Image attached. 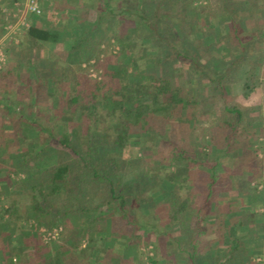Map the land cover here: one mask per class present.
<instances>
[{"label":"rangeland","instance_id":"rangeland-1","mask_svg":"<svg viewBox=\"0 0 264 264\" xmlns=\"http://www.w3.org/2000/svg\"><path fill=\"white\" fill-rule=\"evenodd\" d=\"M221 1L164 2L162 16L168 23L167 31L179 32L186 46L184 51L194 54L200 65L197 69L184 68L169 61L159 67V72L187 87V106L176 108L168 120L158 119L154 129L149 127L142 132L147 143H141L138 136H134L130 148L113 145L106 150L122 158L118 172L125 182L131 220L134 214L143 216L147 212V216L158 222L154 232L158 237L149 233L147 227L125 223L127 219L119 211L107 214L105 219H94L79 210L82 203L92 207L106 202L103 193L93 194L90 187H86L87 194L76 198L62 217L63 221L55 224L43 219L35 226V213L17 207L10 213L1 209L0 264L38 263L42 256L49 255L56 264H152V259L156 260L155 264H211L215 253L222 254L221 249L227 245L225 239L231 236L241 241L236 250L238 258L264 264V0H226L242 21L243 29L237 32L241 42L231 30L228 12L210 11L212 7L220 8ZM87 2L51 0L40 14L28 13L26 18L28 20L29 14H44L58 24L57 34L51 40L66 48L73 42L78 28H86L96 16L95 9ZM12 20L0 27L3 58L0 70L13 71L7 75V83L15 87L11 105L2 109L0 149L17 137L28 147L32 141L28 136L29 124L12 129L17 110L28 114L27 99L33 100L35 88V80L27 77V69L19 64L18 35L22 32L11 31L6 35V25ZM112 28L108 32L110 49L112 54H117L121 45ZM122 32L125 40H129L141 32V25L125 23ZM147 48V52H155L152 47ZM93 61V58L89 60ZM58 63L61 65L64 61ZM85 65L87 63L83 62L82 66ZM102 70L91 65L86 73L98 79ZM212 76L218 77L213 79ZM18 85H26L29 95L20 93ZM64 94L66 98L71 95L70 91ZM225 106L241 110L238 129L229 135L221 120ZM62 118L71 124L68 116ZM112 124L118 129L115 121ZM194 145L203 162L185 165L186 161L177 158L175 146L187 149ZM7 147L6 153H0V161L12 167L20 159V151L16 146ZM51 152L47 164L59 160V151ZM188 172L198 187L191 197V202L198 205L195 213L199 220V229L193 234L182 230L177 221H165L167 211L162 206L163 185ZM18 176L22 178L25 173L19 172ZM21 188L22 185L17 186L14 194H19ZM3 198L0 194V208H7L8 203L1 202ZM249 208L259 222L260 229L254 232H250L249 220L245 219ZM235 219L239 224L234 226ZM188 222L193 221L189 218ZM31 240L36 244L32 245ZM118 257L126 260L116 262Z\"/></svg>","mask_w":264,"mask_h":264},{"label":"trees","instance_id":"trees-1","mask_svg":"<svg viewBox=\"0 0 264 264\" xmlns=\"http://www.w3.org/2000/svg\"><path fill=\"white\" fill-rule=\"evenodd\" d=\"M50 1H40L42 11ZM86 1L95 9L96 16L89 26L78 28L70 46L65 48L60 43L52 42L58 24L44 14H29V27L18 35L19 64L27 69V77L35 80V88L33 100L26 98L28 114L17 110L12 129L29 124L31 133L28 132V136L32 141L28 147L19 137L7 141L4 136L7 146L18 147L20 159L12 167L0 161V194L4 196L1 202L8 203L7 208L1 206L0 210L10 213L17 207L37 215L35 226L43 219L55 224L63 221L62 217L70 205H74L81 194H87L86 187H90L93 194L103 193L106 202H98L92 207L82 203L79 210L94 219H105L107 214L119 211L126 217L125 223L147 227L149 233L154 234L158 222L147 216V212L143 216L134 214L131 220L125 182L118 172L122 158L112 156L106 150L113 145L130 148L134 136H138L141 143H147L148 139L142 132L149 127L154 129L158 119L168 120L176 108L187 106V87L159 72V67L169 61L184 68L192 66L197 69L200 65L194 54L184 51L186 46L179 32L167 31L168 23L164 22L162 16L166 0ZM176 1L183 4L192 0ZM220 3V8L212 7L210 11L214 13L217 9L228 12L231 30L241 42L237 32L243 29V25L236 14L237 10L226 0ZM125 23L140 24L141 32L125 40L122 32ZM111 27L121 45L117 54H112L110 49L108 32ZM147 46L152 47L155 54L147 52ZM101 53L105 55L101 56ZM91 58L94 59L92 63L89 62ZM59 60L64 63L60 65ZM83 62L87 65L82 66ZM58 65L60 71L57 70ZM91 65L104 70L100 78L87 75ZM212 77L217 79L218 76ZM17 89L29 95L26 85H18ZM66 91L71 93L68 98L64 94ZM63 116H68L71 124L63 120ZM222 116L228 135L238 129L241 119L239 108L225 106ZM112 121L116 122L118 129H114ZM194 146L187 149L175 146L177 158L186 161L185 165L203 162L198 158L199 151ZM52 150L59 151V160L54 162L50 158L54 163L47 164ZM19 172H24L25 176L20 178ZM191 175L184 174L179 179L173 177L163 185L161 191L162 206L167 211L164 220L177 221L182 230L193 234L199 229V220L195 213L198 205L191 202V197L198 187ZM21 185L19 194H14V189ZM189 218L193 221L190 224ZM159 224L163 226V223ZM154 236L158 237L157 234ZM30 243L36 244L32 240ZM225 243L227 245L221 249L222 254L217 256L215 253L216 258L211 264H253L245 258H238L236 250L241 244L238 237L231 236L225 239ZM121 260L126 259L118 257L116 262ZM151 263L155 264L156 260L152 259ZM24 264L56 263L49 255L42 256L38 263L32 261Z\"/></svg>","mask_w":264,"mask_h":264},{"label":"crops","instance_id":"crops-1","mask_svg":"<svg viewBox=\"0 0 264 264\" xmlns=\"http://www.w3.org/2000/svg\"><path fill=\"white\" fill-rule=\"evenodd\" d=\"M16 0H0V27L1 26H5L6 22L12 20V15L15 11V5H14V2ZM3 38H4V35H3ZM1 39V37H0ZM13 71L9 70V69H6L4 71H1L0 70V120L3 116L2 114V109L4 108H7L9 105H11L9 102L10 100H12L11 98L13 97L12 94H13V85L10 84V83H7V75L9 73H12ZM6 77V78H5ZM15 89V87H14ZM7 97V98H6ZM7 150L4 149V151H0V153H6ZM248 214L246 216V220H249V229H250V232H254V230H258L260 229L259 228V222H258V219L256 216L253 215V209L249 208L248 210ZM237 212V211H236ZM239 216V214H237ZM254 216V217H253ZM239 220H236L235 219V223H234V226L235 224H239L238 223ZM241 223V221H240ZM90 261V260H88Z\"/></svg>","mask_w":264,"mask_h":264},{"label":"built area","instance_id":"built-area-1","mask_svg":"<svg viewBox=\"0 0 264 264\" xmlns=\"http://www.w3.org/2000/svg\"><path fill=\"white\" fill-rule=\"evenodd\" d=\"M16 6L15 11L13 13V20L9 24L6 25L8 28V33H20L25 31L29 27V22L26 18V14H40L42 12V8L38 2V0H16L14 2ZM12 31V32H11ZM9 33V34H10ZM2 50L0 48V63L2 61Z\"/></svg>","mask_w":264,"mask_h":264}]
</instances>
